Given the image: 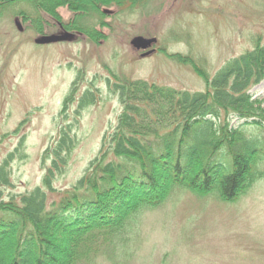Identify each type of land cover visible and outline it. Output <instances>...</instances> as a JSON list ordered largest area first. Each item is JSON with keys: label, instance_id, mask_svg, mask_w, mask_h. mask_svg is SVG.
Returning <instances> with one entry per match:
<instances>
[{"label": "rangeland", "instance_id": "rangeland-1", "mask_svg": "<svg viewBox=\"0 0 264 264\" xmlns=\"http://www.w3.org/2000/svg\"><path fill=\"white\" fill-rule=\"evenodd\" d=\"M21 1L0 9V165L13 155L4 202L42 187L49 166L43 153L68 126L75 146L54 177L49 201L76 184L116 126L121 106L113 87L119 82L201 92L204 81L192 67L170 56L190 57L212 78L228 61L264 47V0H134L133 7V0H73L93 6L81 4L72 12L60 7L58 19L40 15L46 34L35 30L31 0ZM105 1L108 7L101 5ZM75 19L88 33H101V41L65 30ZM62 33L73 38L34 43ZM134 37L156 38V52L141 57L130 45ZM87 91L95 98L79 109ZM71 94L73 101L65 102ZM249 94L263 99L264 81ZM236 121L231 125L242 123ZM241 129L263 141L260 128ZM259 158L262 178L236 201L176 189L158 208L137 216L133 234L114 257L106 251L93 264H264V157Z\"/></svg>", "mask_w": 264, "mask_h": 264}, {"label": "trees", "instance_id": "trees-1", "mask_svg": "<svg viewBox=\"0 0 264 264\" xmlns=\"http://www.w3.org/2000/svg\"><path fill=\"white\" fill-rule=\"evenodd\" d=\"M28 2L38 14L32 18L38 34H46L40 15L58 19L60 7L72 12L81 4L93 6L73 0ZM8 3L18 1L0 0V9ZM19 15L25 21L26 15ZM64 28L83 33L89 42L101 41V33H88L76 19ZM170 57L191 66L205 89L176 91L143 81L119 82L113 87L121 106L116 126L103 137L97 157L83 176L58 199L49 201L47 193H55L54 177L66 167L75 146L69 126L43 153L49 166L42 187L18 199L11 196L10 202L2 200V189L12 187L7 169L13 155L4 159L0 165V214L4 216L0 218V264H93L106 251L114 257L133 234L137 216L158 208L174 190L228 203L262 178L257 163L259 155L264 157V137L260 142L251 139L241 127L264 131V98L252 99L249 94L264 81V47L228 61L212 78L190 57ZM94 98L87 91L79 109ZM71 101L73 94L65 100ZM232 118L242 123L232 126Z\"/></svg>", "mask_w": 264, "mask_h": 264}, {"label": "water", "instance_id": "water-1", "mask_svg": "<svg viewBox=\"0 0 264 264\" xmlns=\"http://www.w3.org/2000/svg\"><path fill=\"white\" fill-rule=\"evenodd\" d=\"M13 1H21V0H13ZM73 38L72 34L62 33V34H53L49 36H41L35 40V45L44 46L56 43H63L69 41ZM157 43L155 38L146 39L143 37H135L131 40L130 45L135 51H144L151 48L153 45ZM155 52V49H152L144 54L141 57H147L152 55Z\"/></svg>", "mask_w": 264, "mask_h": 264}, {"label": "flooded vegetation", "instance_id": "flooded-vegetation-1", "mask_svg": "<svg viewBox=\"0 0 264 264\" xmlns=\"http://www.w3.org/2000/svg\"><path fill=\"white\" fill-rule=\"evenodd\" d=\"M101 25V24H100ZM99 29V28H98ZM142 52H140V54H141Z\"/></svg>", "mask_w": 264, "mask_h": 264}]
</instances>
